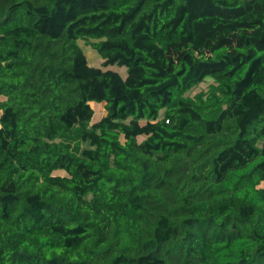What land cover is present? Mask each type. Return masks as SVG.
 <instances>
[{
  "label": "trees",
  "instance_id": "1",
  "mask_svg": "<svg viewBox=\"0 0 264 264\" xmlns=\"http://www.w3.org/2000/svg\"><path fill=\"white\" fill-rule=\"evenodd\" d=\"M0 264H264V0H0Z\"/></svg>",
  "mask_w": 264,
  "mask_h": 264
},
{
  "label": "rangeland",
  "instance_id": "2",
  "mask_svg": "<svg viewBox=\"0 0 264 264\" xmlns=\"http://www.w3.org/2000/svg\"><path fill=\"white\" fill-rule=\"evenodd\" d=\"M80 44L88 59L89 65L92 67H96V68L103 67V59L100 56V54L96 50L92 49L91 47L86 46L84 42H81ZM109 68L118 71L124 78L127 76L126 68H120L118 66H111ZM211 83H212L211 80L204 82L198 88L194 89V91L192 92V95L197 94L198 92L202 90H206ZM92 107L95 112L93 121L97 122L105 115V108L103 104H98L94 102H92ZM57 174H61V172L60 173L58 172Z\"/></svg>",
  "mask_w": 264,
  "mask_h": 264
}]
</instances>
